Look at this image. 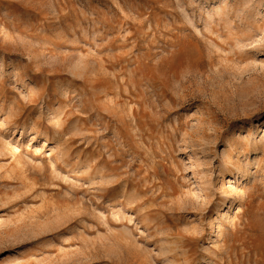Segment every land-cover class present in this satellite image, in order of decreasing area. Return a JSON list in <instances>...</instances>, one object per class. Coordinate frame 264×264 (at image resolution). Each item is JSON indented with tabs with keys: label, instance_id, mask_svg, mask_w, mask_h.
<instances>
[{
	"label": "rangeland",
	"instance_id": "rangeland-1",
	"mask_svg": "<svg viewBox=\"0 0 264 264\" xmlns=\"http://www.w3.org/2000/svg\"><path fill=\"white\" fill-rule=\"evenodd\" d=\"M0 264H264V0H0Z\"/></svg>",
	"mask_w": 264,
	"mask_h": 264
}]
</instances>
